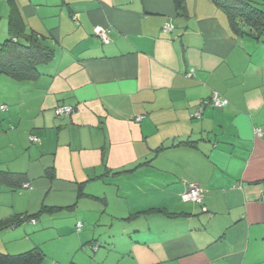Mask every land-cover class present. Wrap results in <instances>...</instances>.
<instances>
[{"label":"crops","instance_id":"crops-1","mask_svg":"<svg viewBox=\"0 0 264 264\" xmlns=\"http://www.w3.org/2000/svg\"><path fill=\"white\" fill-rule=\"evenodd\" d=\"M15 1L55 57L34 79L0 76V170L30 185L23 212L0 182V220L66 189L72 200L49 203L72 211L82 255L50 264H264V43L212 0H186L185 14L174 0ZM215 92L228 103L213 106ZM191 184L201 202L181 198ZM19 226L2 243L18 249Z\"/></svg>","mask_w":264,"mask_h":264},{"label":"trees","instance_id":"trees-1","mask_svg":"<svg viewBox=\"0 0 264 264\" xmlns=\"http://www.w3.org/2000/svg\"><path fill=\"white\" fill-rule=\"evenodd\" d=\"M228 15L232 31L240 36H250L264 43V10L252 0H212ZM10 6L8 17L9 36L0 42V76L6 75L14 80L34 79L40 75L39 65L50 62L55 57L54 49L43 43L34 31H27V25L15 0H7ZM180 14L186 12V0H174ZM95 32V30H94ZM96 34V33H95ZM190 144L191 142H185ZM167 147H159L156 152ZM152 159L145 163H150ZM52 171V168L49 169ZM48 170V171H49ZM125 171H118L126 172ZM52 175V174H50ZM26 173L0 170V182L13 190L24 187L28 182ZM84 184L79 183L78 195H84ZM62 207L43 205L38 213H21L0 220V231L17 227L25 221H31L42 212H55ZM46 253L40 246L20 253L0 251V264H44Z\"/></svg>","mask_w":264,"mask_h":264},{"label":"rangeland","instance_id":"rangeland-1","mask_svg":"<svg viewBox=\"0 0 264 264\" xmlns=\"http://www.w3.org/2000/svg\"><path fill=\"white\" fill-rule=\"evenodd\" d=\"M253 2H256V4L264 10V0H252ZM0 36L4 34V26L8 22L9 17V9L10 6L7 3V0H0ZM4 36V35H3ZM5 38V37H4ZM3 40V39H2ZM1 115V112H0ZM5 143V140L0 139V145H3ZM2 147V146H1ZM20 152V150L18 151ZM28 155V151H25V156ZM22 169H27V166L23 165L21 167ZM50 185V183H49ZM16 191V197H14V200L23 202L22 206L18 205V208H23V212L27 211V208L24 209L25 206H29L30 201L25 195L22 197L23 194H26L29 192V189L27 188H18ZM68 192L66 189H63L61 193L59 191L55 190H49V191H43L41 193V197L37 199V204L35 203V200L32 201V205L36 207L35 211L30 212L31 214L37 213L40 211L42 204L45 205H52L49 202H53V204L57 205V202H62V200H72L70 194L69 199L68 197H64V195H67ZM10 194L6 195L4 199H6L7 202L11 201ZM15 195V194H14ZM76 194L73 193V200L75 201ZM5 201V200H4ZM73 201V202H74ZM81 204H78V208L83 207H89L94 206L98 202L92 198H86L82 199ZM83 203V204H82ZM3 208V207H2ZM1 209V208H0ZM68 207H64L61 209L56 210L55 212H42L37 214L36 220L38 222V225L31 224V221H25L23 222L18 228L17 231L20 232L21 236L23 237L20 242V246L17 248V246H13L12 243H2V239L4 236H0V251L12 253L8 250H13V254L24 252L26 250H29L33 248L34 246H40L46 253V261L44 264H50V261L58 258L64 259V260H71L73 258H79L82 255L79 251H75L74 245L72 242V239L75 234H70V227L72 224V211L67 210ZM74 232L77 233L76 225L74 223ZM8 239H11L12 234L8 236ZM91 252L90 254L93 256L95 253L91 250V248H88ZM83 256L87 258L84 253ZM88 259V258H87ZM56 263V262H55ZM96 263V262H95ZM94 263V264H95Z\"/></svg>","mask_w":264,"mask_h":264},{"label":"built area","instance_id":"built-area-1","mask_svg":"<svg viewBox=\"0 0 264 264\" xmlns=\"http://www.w3.org/2000/svg\"><path fill=\"white\" fill-rule=\"evenodd\" d=\"M166 29H170L171 26L168 24L165 26ZM95 33L97 36H99L103 42H109V36H108V30L103 28L102 26H96L95 27ZM193 73H189V76H191ZM211 103L215 107H222L228 103V100L225 98H222L217 92L213 93L211 97ZM1 109L4 110L6 109L5 105H1ZM56 114L57 115H62V114H71L74 112V108L71 106H61L56 108ZM36 137H31V140H36ZM24 187L28 188L30 187L29 184H25ZM181 198L184 201H193V202H201L202 200V195H201V190L198 185L196 184H191L186 191H184L181 194ZM32 224L37 223L36 220L31 221ZM82 226L81 222L77 224L78 229Z\"/></svg>","mask_w":264,"mask_h":264}]
</instances>
